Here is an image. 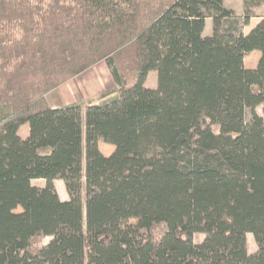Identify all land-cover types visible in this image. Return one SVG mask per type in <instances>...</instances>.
<instances>
[{
	"label": "trees",
	"instance_id": "trees-1",
	"mask_svg": "<svg viewBox=\"0 0 264 264\" xmlns=\"http://www.w3.org/2000/svg\"><path fill=\"white\" fill-rule=\"evenodd\" d=\"M263 1L0 0V264H264ZM99 60L113 88L47 102Z\"/></svg>",
	"mask_w": 264,
	"mask_h": 264
},
{
	"label": "rangeland",
	"instance_id": "rangeland-1",
	"mask_svg": "<svg viewBox=\"0 0 264 264\" xmlns=\"http://www.w3.org/2000/svg\"><path fill=\"white\" fill-rule=\"evenodd\" d=\"M234 2H235V0H230L231 4H233ZM242 11H241V14H242ZM234 13H235V11H234ZM94 74H96L97 76H100V77L102 76V79L104 80L106 85H105V89L102 90V91L100 90V92H96V91H99V88L97 90L93 86L94 92H92V95L93 96L95 95V96L89 98V97H87V96H89V93H88V91H86L87 90L86 84L87 85H91V83L94 84V82H95ZM84 76H88V78H89V79H85L86 80V84L84 83V80H82L81 83L79 84L78 83V79L79 78L81 79ZM73 79L75 80V82L77 83V86L79 88L75 87L76 84L75 85L73 84ZM156 83H157L156 82V72L153 71L152 73H150V75H148V77H146L145 85L150 86V87H155ZM61 84H59L57 87H54L53 89L49 90L45 94V97H46L47 102L49 104L53 103V102H57L58 103V102L61 101V99L59 97V96H62L61 94L59 95V87H60V85H61L62 91L64 93L68 94V92L74 91L69 97H66L65 99H62L64 103L72 104V103H75V102L85 101V100H88V99L95 100V98L101 92L113 88L114 81L112 79V76H111V74H110L105 62L103 60H99L96 63L90 65L88 68L84 69L83 71L75 74L73 77H71V78L67 79L66 81L62 82ZM78 90H79V92H78ZM76 99H79V100L78 101H74ZM256 110L258 111V113H260L262 115L261 105H258L256 107ZM107 146H108V143H103L102 142L101 148H102V152H104V154L109 152V149H108ZM34 182L35 183H43L44 181H43V179H37ZM53 183H54V181H53ZM54 186H55V189H56L59 197L61 196V194H67V192L65 190V187H64V184L63 185H59V183H56V185L54 184ZM67 198H68V194H67ZM17 210H20V208L18 207ZM119 222H120L121 225H124L126 223L136 222V219L134 217H121ZM160 230H161V228H158L156 231H160ZM202 238H203V234L199 233V234H196L194 240L195 241H199ZM47 241H48V237L43 239V242L46 243ZM247 241H248V252L251 253V252H253L256 249L257 246H256V243H255V241H254V239H253V237H252V235L250 233L247 234ZM235 264H243V262L237 261Z\"/></svg>",
	"mask_w": 264,
	"mask_h": 264
},
{
	"label": "crops",
	"instance_id": "crops-1",
	"mask_svg": "<svg viewBox=\"0 0 264 264\" xmlns=\"http://www.w3.org/2000/svg\"><path fill=\"white\" fill-rule=\"evenodd\" d=\"M224 5L226 7H228V8H231L232 10H234L237 15H241V11L243 10V8H242V0H235V2L233 4L230 3V0H224ZM262 16H264V1L260 5H258V6H256V7L253 8V15L250 17L249 22L242 27V32L243 33H247L261 19ZM211 30H212V20H211V18H206L205 19V26H204V29H203V34H210L211 33ZM259 56H260V51L259 50L254 49V50L249 51L244 56V59H243V63L245 65V67H247V68H253V67H255L256 64H257V61L259 59ZM152 72L153 71H149V73L147 74V77ZM94 78H95V82H94V84L91 83V85H87L86 84V80L85 79H89L88 76H84L81 79L80 78L78 79V83L79 84L81 83L82 80H84V83L86 84V87H87V90L86 91H88V93H89V96H87V97H89V98L95 96V95L94 96L92 95V92H94L93 86L97 90L99 88V91H96V92H100V90L102 91V90L105 89V85L106 84H105L104 80L102 79V76L100 77V76H97L96 74H94ZM73 84L74 85L76 84L75 87H78L77 86V83L75 82L74 79H73ZM61 85L59 87V95L60 94L62 95V96H59L60 99H61V101L58 102V103L57 102L50 103L51 106H58V105L63 104L64 102H63L62 99H65L66 97H69L74 92V91H70V92H68V94L67 93H64L62 91ZM78 92H79V90H78ZM78 100L79 99H76L74 101H78ZM64 104H66V103H64ZM18 132H19V134L22 137H25L27 135V133H28V124L27 123L22 124L20 126ZM101 144H102V142H99L98 143V146H99V148L102 151ZM107 147L109 149V152L113 149V145L112 144H110V145L108 144ZM105 154H107V153H105ZM37 179H42V178H34V179L31 180V182L33 184H35V185H38V186L44 185V183H45V180L44 179H43V181H44L43 183H35L34 181L37 180ZM56 183H59V185H63V181L60 180V179L54 180V184L55 185H56ZM60 198L61 199H66L67 198V194H61Z\"/></svg>",
	"mask_w": 264,
	"mask_h": 264
}]
</instances>
